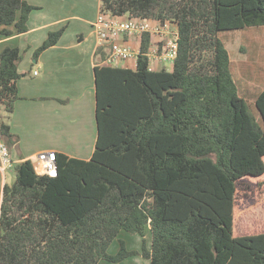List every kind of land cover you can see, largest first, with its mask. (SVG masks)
I'll return each mask as SVG.
<instances>
[{"label":"trees","instance_id":"1","mask_svg":"<svg viewBox=\"0 0 264 264\" xmlns=\"http://www.w3.org/2000/svg\"><path fill=\"white\" fill-rule=\"evenodd\" d=\"M101 2V13L175 23L173 70H150L149 34L136 70L95 68V152L89 161L56 153V177L39 175L31 160L15 164L3 191L0 264H119L137 255L151 264H264V232L235 234L238 208L251 201L246 180L264 181V89L248 94L227 49L229 34L264 27V0ZM36 9L0 0V33H26ZM65 31L51 32L34 57ZM22 60L19 48L0 51V138L9 149L18 142L9 120ZM122 232L141 236L142 250L119 239L110 254Z\"/></svg>","mask_w":264,"mask_h":264},{"label":"crops","instance_id":"2","mask_svg":"<svg viewBox=\"0 0 264 264\" xmlns=\"http://www.w3.org/2000/svg\"><path fill=\"white\" fill-rule=\"evenodd\" d=\"M26 1L38 8L30 14L28 31L20 35L15 33L10 37L0 35V51L6 47L19 48L23 54L19 65L22 77L18 82L21 99L17 101L9 120L12 134L18 137V142L10 148L11 157L15 164L26 160L34 163L39 153L51 151L89 161L95 152L98 137L95 68L103 66V61L111 49L110 44L100 46L98 35L93 28L101 13L102 2ZM64 26L66 31L58 44L44 51L36 59L35 51L46 41L49 34ZM236 35L240 36V52L245 58L238 61L239 77L243 80L248 94L255 95L264 89V55H259L258 52L261 41L259 44L256 42V37L264 35V27L245 28L236 32ZM156 41L155 36L151 37V45ZM118 42L133 50H139L142 39L132 35L124 36ZM242 48L247 49V53L242 52ZM150 64L154 71L164 68L173 70V66L169 70L157 60H152ZM116 67L136 70L137 63L136 60H128ZM4 174L5 172L0 173V214L4 187L9 185ZM122 233L110 247L111 254L115 255L119 251L120 243L119 246L116 244L119 239L126 241L129 250H142L141 236L133 237ZM146 240L150 250L152 235L149 230ZM99 264L112 263L101 261ZM119 264L151 262L137 255Z\"/></svg>","mask_w":264,"mask_h":264},{"label":"built area","instance_id":"3","mask_svg":"<svg viewBox=\"0 0 264 264\" xmlns=\"http://www.w3.org/2000/svg\"><path fill=\"white\" fill-rule=\"evenodd\" d=\"M93 28L98 35L100 46L104 47L110 44L111 47L108 57L103 61L105 66L116 67L128 60H136L138 64L141 48L133 50L127 45H121L118 40L124 36L132 35L140 36L142 39L145 34L157 38L153 45L150 43L147 53L150 70L154 71L150 64L152 60H157L165 66L166 64L174 66L180 36L177 25L169 20L130 18L100 13L93 24ZM33 164L39 175L56 177L58 174L56 152L39 153ZM14 166L15 163L11 157L9 147L0 138V171L4 173L7 170L14 169Z\"/></svg>","mask_w":264,"mask_h":264},{"label":"rangeland","instance_id":"4","mask_svg":"<svg viewBox=\"0 0 264 264\" xmlns=\"http://www.w3.org/2000/svg\"><path fill=\"white\" fill-rule=\"evenodd\" d=\"M93 7H95V2H93ZM226 34L227 33H223V35ZM1 37L2 36H0V38ZM256 42L258 44L260 43L259 45L260 47L258 46L259 55H264V49H263L264 35H261L260 37H256ZM227 49L230 52L231 60L232 61L234 60L235 62L237 61L238 65H239L238 61L241 60L243 61L245 59L243 54L240 52V36L236 35V33L228 35ZM166 68L170 70L171 65L166 64ZM2 117H5L4 112L0 111V119ZM4 175L9 185H13L15 183V173L13 169L7 170ZM0 180H1V176H0ZM246 182L249 184L248 185L249 196H250L249 198H251V201L243 202L238 208L235 219V234L237 236L252 235V234H258L264 232V199L261 201L260 198V194L264 192L263 189L264 181H261V179H247ZM122 234L124 235L126 234L128 236H133V237L136 236L126 232H123ZM128 243L130 247V242ZM116 244L119 246V242Z\"/></svg>","mask_w":264,"mask_h":264},{"label":"water","instance_id":"5","mask_svg":"<svg viewBox=\"0 0 264 264\" xmlns=\"http://www.w3.org/2000/svg\"><path fill=\"white\" fill-rule=\"evenodd\" d=\"M1 122H2V120H1Z\"/></svg>","mask_w":264,"mask_h":264}]
</instances>
